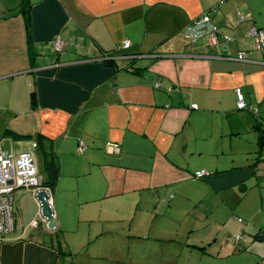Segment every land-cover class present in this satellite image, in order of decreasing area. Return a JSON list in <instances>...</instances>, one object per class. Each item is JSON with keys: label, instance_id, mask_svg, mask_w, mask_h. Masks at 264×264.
Listing matches in <instances>:
<instances>
[{"label": "crops", "instance_id": "0c3cea01", "mask_svg": "<svg viewBox=\"0 0 264 264\" xmlns=\"http://www.w3.org/2000/svg\"><path fill=\"white\" fill-rule=\"evenodd\" d=\"M27 1L30 41L0 0V150L35 154L59 226L16 189L0 264H264V0Z\"/></svg>", "mask_w": 264, "mask_h": 264}, {"label": "built area", "instance_id": "2783aa9c", "mask_svg": "<svg viewBox=\"0 0 264 264\" xmlns=\"http://www.w3.org/2000/svg\"><path fill=\"white\" fill-rule=\"evenodd\" d=\"M208 21V16H204L202 22ZM252 37L255 40L256 50L264 52V30L253 29L251 31ZM129 42H122L120 48L125 50L129 47ZM52 50L55 53H60L63 48V40L60 36H57L51 43ZM145 58H158L155 54H146ZM107 58V57H106ZM236 61L247 62V54L245 52H238ZM264 66V61L261 62ZM237 94V108L245 109V104L239 89L236 90ZM192 109H195V105H191ZM264 149V148H263ZM77 150L79 153H83L86 147L82 140L77 142ZM105 150L108 154H117L119 152V146L117 144L107 143ZM264 169V156L262 160ZM207 175L206 172L200 171L194 173V177L197 179L203 178ZM26 188L36 195L40 192H45L42 184V179L38 174L35 157L31 150H25L18 154H9L0 150V237L3 238L9 235L14 230V207H13V195L16 189ZM47 192V191H46ZM47 205L52 209V218L54 219L53 204L49 195L46 200ZM45 220V219H44ZM46 221V220H45ZM241 221L240 219L238 220ZM47 225V223H46ZM236 241H240V236H235Z\"/></svg>", "mask_w": 264, "mask_h": 264}, {"label": "water", "instance_id": "95a60500", "mask_svg": "<svg viewBox=\"0 0 264 264\" xmlns=\"http://www.w3.org/2000/svg\"><path fill=\"white\" fill-rule=\"evenodd\" d=\"M200 26L206 28L207 31H205L201 36H208L210 30L212 29V26L210 24L208 25H204V23L202 22L200 24ZM189 33L192 34L193 33H197L195 28H190ZM200 37V36H198ZM36 201L38 202L39 206H40V213L42 215V217L47 221V229L48 230H53L56 226H59L58 222H55L52 218V209L47 205L46 200L48 198V193L45 191L40 192L36 195ZM258 240H261L262 238H264V236L261 237H257Z\"/></svg>", "mask_w": 264, "mask_h": 264}, {"label": "trees", "instance_id": "16d2710c", "mask_svg": "<svg viewBox=\"0 0 264 264\" xmlns=\"http://www.w3.org/2000/svg\"><path fill=\"white\" fill-rule=\"evenodd\" d=\"M30 10H31L30 3L27 0H21L18 8V13L21 14V16L23 17L28 41H30ZM103 59L104 62L105 61L107 62V59L109 58L107 55H105ZM110 61H112V59ZM263 145L264 144L261 143V149L264 148Z\"/></svg>", "mask_w": 264, "mask_h": 264}, {"label": "rangeland", "instance_id": "374dc122", "mask_svg": "<svg viewBox=\"0 0 264 264\" xmlns=\"http://www.w3.org/2000/svg\"><path fill=\"white\" fill-rule=\"evenodd\" d=\"M263 153H264V150H263ZM34 156H35V154H34ZM256 154H253V156L251 157L252 159H253V161L255 160V158H256ZM35 159H36V156H35ZM36 165H37V162H36ZM259 167V166H258ZM259 170V169H258ZM260 172H261V169H260ZM81 181L82 182H86V179L84 178V179H81ZM176 194V192H174V195ZM253 214V213H252ZM258 215H260V212L259 213H257ZM239 217H241L240 215H239ZM242 219L244 220H246V218H244L243 216H242ZM183 225H185V227L187 226V223H184ZM175 226H174V230H175Z\"/></svg>", "mask_w": 264, "mask_h": 264}]
</instances>
